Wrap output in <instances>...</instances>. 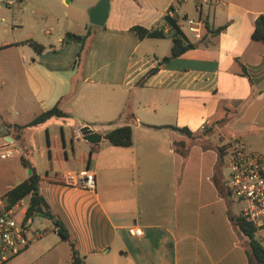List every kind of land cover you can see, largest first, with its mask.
<instances>
[{
  "label": "crops",
  "instance_id": "obj_1",
  "mask_svg": "<svg viewBox=\"0 0 264 264\" xmlns=\"http://www.w3.org/2000/svg\"><path fill=\"white\" fill-rule=\"evenodd\" d=\"M32 1L0 0V53L29 58L20 60L22 90L12 97L17 110L8 111L0 99V120L23 126L56 104L69 117L22 129L15 143L19 153L0 160V206L4 194L29 176L23 156L38 172L41 195L85 264H253L248 239L231 221L246 203L226 191L228 174L219 153L232 140L256 151L255 138H264V44L251 38L264 0H109L103 27L85 24L81 0H60V10L54 1L36 2L23 18ZM97 2L87 0L86 8ZM164 17L175 19L190 43L203 41L137 85L169 56L172 43L169 37L139 40L131 27L168 34ZM183 18L224 29L211 35L203 25L195 39ZM27 23L34 33L40 24L61 30L47 43L22 39ZM88 29L92 36L78 60L80 44L64 36ZM43 33L52 35L47 27ZM125 125L132 129L129 147L104 139L105 132ZM84 126L100 139L86 141ZM167 126L192 133L211 126L213 132L192 140ZM181 140L185 147L178 150L174 142ZM92 146L96 152L87 166ZM84 170L94 174V191L74 183ZM66 173L71 181L62 180ZM133 226L141 229L140 237L128 233ZM29 227L40 235L2 264H71L69 242L51 220L33 217ZM255 238L264 247V227Z\"/></svg>",
  "mask_w": 264,
  "mask_h": 264
},
{
  "label": "trees",
  "instance_id": "obj_2",
  "mask_svg": "<svg viewBox=\"0 0 264 264\" xmlns=\"http://www.w3.org/2000/svg\"><path fill=\"white\" fill-rule=\"evenodd\" d=\"M164 23L169 27V33L164 34L162 29H146L141 26H133L131 27V31L135 34V36L139 40H143L145 38H165L169 37L171 39V49L170 54L167 57L162 58L154 68H151L147 71L141 79L137 82V85H143L144 81L153 75L160 66H162L167 61L174 59L185 51L193 49L197 44L201 43L203 40H200L196 43H190L186 40L182 31L175 19H171L168 17L163 18ZM204 28L208 34L216 35L220 33L224 29V27L216 28L215 30H209V28L203 22ZM92 36V31L90 29L87 30L85 35H76L72 33H66L65 38H68L74 42L80 44V50L78 52V60L81 59L84 51L86 43ZM251 38L254 41L260 42L264 44V15H259L255 20L254 30L252 32ZM29 45H31L37 52H41L43 46L34 42V41H26ZM243 68V67H242ZM244 72V71H242ZM69 114L63 112L58 105H54L52 108L43 111L36 115L30 122L26 125L20 126L15 124H9L0 120V124L5 126L8 131L10 137L13 139L14 143H17L21 138L22 129L26 127H35L45 123L47 120L51 118H67ZM172 130L178 132L179 134L185 136L188 139L196 140L202 139L204 137L210 136L213 132V128L204 127L200 133H192L187 128H177L173 126H167ZM104 139L112 146L115 147H129L132 144V129L130 125H125L121 127L113 128L103 135ZM174 146L178 150H183L185 147V143L183 140L174 142ZM96 152L95 147H91L87 154L86 164L89 165L91 156ZM224 155V151L220 149L219 153V161L222 162V157ZM21 164L24 168L30 170L29 176L14 186L10 190H8L1 199L0 206V216L13 209L18 203H20L23 199L27 198V207L24 211L23 220L31 219L33 217H42L48 220H51L54 225L57 227V232L59 236L69 242L70 247V263L71 264H85L84 258L79 254L73 242L69 239V235L67 230L63 226V224L55 219L49 205L45 201L44 197L40 193L39 183L40 176L36 169L30 164V162L25 158L21 157ZM231 221L238 228V230L248 239V246L250 257L253 264H264V247L260 244V242L255 238V233L257 229L250 223L246 222L243 217L240 215L232 216Z\"/></svg>",
  "mask_w": 264,
  "mask_h": 264
},
{
  "label": "built area",
  "instance_id": "obj_3",
  "mask_svg": "<svg viewBox=\"0 0 264 264\" xmlns=\"http://www.w3.org/2000/svg\"><path fill=\"white\" fill-rule=\"evenodd\" d=\"M196 1L202 3L205 0ZM14 2L15 0H7V4ZM167 13L173 14L171 9ZM183 22L193 38L199 39L203 21L200 18H183ZM18 153L10 135L0 132V160ZM224 166L228 170L226 191L230 197L246 203L239 215L256 229L264 227V157L248 151L242 142L232 140L225 150ZM61 178L64 181L73 179L68 173ZM74 183L84 190L94 191V174L89 170L81 171ZM15 213L11 209L0 216V264L19 254L40 235L38 232H31L30 219H17ZM128 233L134 237L142 235L141 229L136 226L129 228Z\"/></svg>",
  "mask_w": 264,
  "mask_h": 264
},
{
  "label": "rangeland",
  "instance_id": "obj_4",
  "mask_svg": "<svg viewBox=\"0 0 264 264\" xmlns=\"http://www.w3.org/2000/svg\"><path fill=\"white\" fill-rule=\"evenodd\" d=\"M41 1L43 0H33L32 2L27 3V5L23 9V15H20V16H23V18L28 17L33 8V3L41 2ZM50 1L56 2L60 10V7H61L60 0H50ZM86 1L87 0L80 1L81 6H79L80 7L79 9H82L81 11H83L84 13L85 24L88 26L89 25V21L87 17L88 8H86V5H87ZM61 4L66 6L64 2H62ZM4 10L8 12L7 8L5 7H4ZM11 10H16V9L15 7H11ZM24 21H27V20H24ZM43 27L50 28L52 32L51 37L43 33ZM83 27H84L83 24L77 25V31H79V33L83 32ZM8 30H9V27H8ZM59 30H61V28H57V27L54 28L53 26L49 24H46V26L45 24H40L39 26H37V32L34 33L32 31V28H30V25L27 23L24 25V29L21 32L20 37L22 39H25V37H31V39H34L36 37V39H40L41 42L47 43L48 41H51V40L55 41L56 33H58ZM12 52L14 51H4L0 53V99H3V101L6 103L5 105H7L8 107V111L10 112H14L15 110H17V108H15V106L12 105L14 104L12 101L14 91L22 90L21 89V86H22L21 76H20V73H21L20 60L24 59L25 61H29V58L25 53H21V52L12 53ZM52 131H55L56 133H58L59 128L56 127V130H55V128L51 127L50 132L52 133ZM254 145L258 148V149L255 148L256 151L252 150L254 149L253 145L251 146L250 144H248V146L246 147L250 152L253 151V153L260 154L262 157H264V138H259L258 140L255 138ZM225 172L228 173V170L225 169ZM21 202L22 203L20 204V206L18 204L16 208H13L15 212L17 213V214L15 213V217L17 219L22 214L25 206L27 205V199L25 198Z\"/></svg>",
  "mask_w": 264,
  "mask_h": 264
},
{
  "label": "water",
  "instance_id": "obj_5",
  "mask_svg": "<svg viewBox=\"0 0 264 264\" xmlns=\"http://www.w3.org/2000/svg\"><path fill=\"white\" fill-rule=\"evenodd\" d=\"M108 12L109 0H98L94 6L87 10L89 23L93 26L103 27L108 17ZM0 132L6 136L9 135L8 129L2 124H0ZM80 132L83 138L90 143H94L100 139V134L93 133L89 126H84ZM28 174H30V170H28Z\"/></svg>",
  "mask_w": 264,
  "mask_h": 264
}]
</instances>
